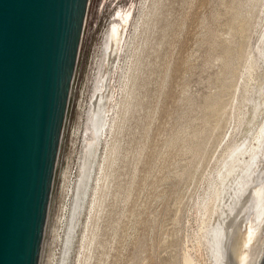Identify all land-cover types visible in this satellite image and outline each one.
<instances>
[{
	"label": "rangeland",
	"instance_id": "1",
	"mask_svg": "<svg viewBox=\"0 0 264 264\" xmlns=\"http://www.w3.org/2000/svg\"><path fill=\"white\" fill-rule=\"evenodd\" d=\"M96 110L56 264H228L264 187V0H139Z\"/></svg>",
	"mask_w": 264,
	"mask_h": 264
},
{
	"label": "water",
	"instance_id": "2",
	"mask_svg": "<svg viewBox=\"0 0 264 264\" xmlns=\"http://www.w3.org/2000/svg\"><path fill=\"white\" fill-rule=\"evenodd\" d=\"M138 1L0 0V264L57 263L89 126Z\"/></svg>",
	"mask_w": 264,
	"mask_h": 264
},
{
	"label": "bare ground",
	"instance_id": "3",
	"mask_svg": "<svg viewBox=\"0 0 264 264\" xmlns=\"http://www.w3.org/2000/svg\"><path fill=\"white\" fill-rule=\"evenodd\" d=\"M253 62V61H252ZM97 111V112H96ZM95 111V126H98V123H96L97 121H98V119H100V117H101V112H102V110L100 111V110H96ZM96 113H98V114H96ZM94 123V122H93ZM94 126V127H95ZM97 128V127H96ZM259 129V128H258ZM261 129V128H260ZM97 130V129H96ZM264 130V129H263ZM97 131H99V129L97 130ZM257 132H259L260 134H262V130L261 131H257ZM98 133V132H97ZM96 135V134H95ZM260 136V135H259ZM256 139V138H255ZM259 139V138H258ZM260 139H262L261 138V136H260ZM259 139V140H260ZM256 141H257V139H256ZM260 142H261V140H260ZM258 143V142H257ZM93 144V143H92ZM260 144V143H259ZM89 145V144H88ZM258 146V145H257ZM253 148V147H252ZM257 148V147H256ZM93 149V148H92ZM255 150V149H254ZM89 151H91V150H89ZM88 153H90V152H88ZM252 153H254V152H252ZM91 154V153H90ZM87 155H89V154H87ZM92 157H93V154H92V156H87L86 157V160L84 161V163H83V176H82V178H81V180H80V182H79V185H78V198L82 195V194H84V191H85V187H86V184H87V179H88V170H89V168H90V164H91V161H92ZM229 160V159H228ZM252 160H254L253 158H252ZM239 161V160H238ZM253 162V161H252ZM238 163V162H237ZM241 163V162H240ZM235 165V164H234ZM248 166V165H247ZM237 167V166H236ZM235 167V168H236ZM235 168H233V169H235ZM245 168V167H244ZM244 168H242L241 170L243 171V169ZM247 168V167H246ZM245 168V169H246ZM250 167H248L247 169H249ZM226 169V168H225ZM228 169V168H227ZM239 169V168H238ZM230 171H233V170H230ZM236 171V170H235ZM238 171V170H237ZM236 171V172H237ZM239 171H240V169H239ZM242 171H240L241 173H242ZM246 171V170H245ZM258 171V170H257ZM92 172V171H91ZM244 172V171H243ZM227 173V172H226ZM231 173V172H230ZM245 173V172H244ZM247 173L248 172H246V174L245 175H247ZM262 173V172H261ZM228 174H229V172H228ZM233 175H234V173H232ZM238 174V173H237ZM240 174V173H239ZM238 174V175H239ZM263 174V173H262ZM230 175V174H229ZM237 176V175H236ZM243 176H244V174H243ZM248 176V175H247ZM260 176V175H259ZM221 177V176H220ZM225 177L227 178V175L225 174ZM225 177H223V178H225ZM230 177V176H229ZM233 177V176H232ZM240 177V176H239ZM252 177V176H251ZM263 177V176H262ZM234 178V177H233ZM236 178V180H237V178L238 177H235ZM241 178H243L242 176H241ZM244 178H245V176H244ZM245 179H247V178H245ZM235 180V179H234ZM233 180V181H234ZM235 180V181H236ZM238 180H240V179H238ZM243 180V179H242ZM241 180V181H242ZM241 181H239V183L241 184V183H243V182H241ZM237 182L238 181H236L235 183L237 184ZM221 184H222V182H221ZM240 184H238V185H236L237 186V189H238V187H240L239 185ZM263 184V183H262ZM234 185V184H233ZM236 186H235V188H236ZM263 186H264V184H263ZM263 186H261V187H263ZM242 187V186H241ZM260 187V186H259ZM258 187V188H259ZM237 189H235V190H237ZM239 190V189H238ZM220 192H221V190H220ZM225 192V191H224ZM233 192V191H232ZM218 193V192H217ZM236 193V192H235ZM238 193V192H237ZM217 195V194H216ZM218 195H219V193H218ZM223 195H224V193H223ZM255 196H253V197H255V202H254V206H253V209H254V217H253V222L252 221H250L251 223H249L248 225H245L244 224V222H243V224H240V225H238V226H235V227H233L230 231H229V229H228V233L225 235V233H224V235L226 236H224L225 238H227V242L226 241H224L223 240V238L224 237H222V240L224 241V243L226 244V246H225V244H224V246L226 247V251H227V253H226V251H225V253L227 254L226 256H227V260H226V262L228 263V264H261V260H262V258H263V254H264V187L263 188H260L258 191H256L255 192V194H254ZM220 196H222V195H220ZM234 196V195H233ZM232 196V197H233ZM252 197V198H253ZM77 198V197H76ZM77 198V199H78ZM216 198V197H215ZM220 198V197H219ZM218 198V199H219ZM222 198V197H221ZM75 199V198H74ZM79 201H81V200H79ZM229 201V200H228ZM239 201V200H238ZM78 202V201H77ZM74 203V202H73ZM232 203V202H231ZM77 204H79V203H77ZM221 204V203H220ZM253 204V203H252ZM241 205V204H240ZM251 205V204H250ZM226 206V205H225ZM237 206H238V204H237ZM221 207V206H220ZM218 208V207H217ZM228 209V208H227ZM253 209H251V210H253ZM74 211V210H73ZM213 211V210H212ZM229 211V210H228ZM234 212V211H233ZM250 212V211H249ZM219 214V213H218ZM243 214V213H242ZM213 215V214H212ZM223 215H225V214H223ZM215 216H217V215H215ZM225 217V216H224ZM224 217H222V218H224ZM236 218V217H235ZM209 219V218H208ZM228 219V218H227ZM233 219V218H232ZM237 219H238V217H237ZM218 220V219H217ZM231 220V219H230ZM242 220V219H241ZM209 221H210V219H209ZM227 222V221H226ZM239 222V221H238ZM205 223V222H204ZM246 223V222H245ZM210 224V223H209ZM209 224H207V225H209ZM211 225V224H210ZM236 225V224H235ZM232 226H233V224H232ZM210 227V226H209ZM220 227V226H219ZM231 228V227H230ZM221 229V228H220ZM219 230V229H218ZM221 231V230H220ZM206 232V231H205ZM212 232V231H211ZM210 232V233H211ZM207 233H209V232H207ZM206 234V233H205ZM213 234V236H214V234L215 235H217L216 234V232L214 233H212ZM228 235V236H227ZM218 236H219V238L221 237V235L218 233ZM223 236V235H222ZM205 237V236H204ZM218 238V237H217ZM208 239V238H207ZM214 239L216 240V237L214 236ZM220 240H218V242H219ZM206 242V241H205ZM209 242V241H208ZM213 242V241H212ZM216 243H217V241H215ZM222 244V245H223ZM218 245V243L216 244V246ZM219 245L221 246V244H220V242H219ZM219 245H218V248H219ZM214 246V245H213ZM216 246H214V247H216ZM223 246V247H224ZM224 247V248H225ZM208 248V247H207ZM221 248H222V246H221ZM210 249H213V248H210ZM220 249V248H219ZM209 250V249H208ZM218 250V249H217ZM222 251V250H221ZM220 251V252H221ZM229 251V252H228ZM217 252V251H216ZM215 252V253H216ZM224 252V251H223ZM213 253V252H212ZM229 253V254H228ZM216 254H218V253H216ZM220 254H222V253H220ZM219 254V255H220ZM213 255H215V254H213ZM225 254L223 253L222 254V256H224ZM216 256V255H215ZM226 256H224V258H222V262H223V259H225V257ZM220 257H221V255H220ZM216 258H219V256H216ZM185 259H187V261H186V264H193L192 263V260H190L189 261V258L187 257V258H185ZM217 260V259H216ZM220 260H221V258H220ZM219 259L217 260V264H221V261H220ZM218 261H220V262H218ZM225 263V262H224ZM223 264V263H222Z\"/></svg>",
	"mask_w": 264,
	"mask_h": 264
}]
</instances>
